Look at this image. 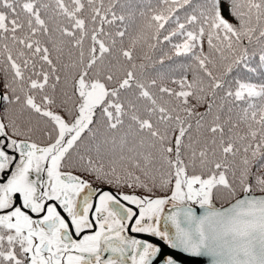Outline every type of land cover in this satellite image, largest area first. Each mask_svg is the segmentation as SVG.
<instances>
[{"label":"snow or ice","instance_id":"snow-or-ice-1","mask_svg":"<svg viewBox=\"0 0 264 264\" xmlns=\"http://www.w3.org/2000/svg\"><path fill=\"white\" fill-rule=\"evenodd\" d=\"M0 264H264V0H0Z\"/></svg>","mask_w":264,"mask_h":264}]
</instances>
